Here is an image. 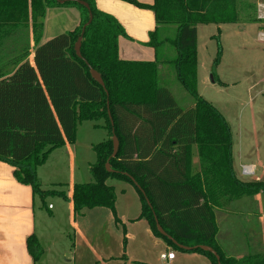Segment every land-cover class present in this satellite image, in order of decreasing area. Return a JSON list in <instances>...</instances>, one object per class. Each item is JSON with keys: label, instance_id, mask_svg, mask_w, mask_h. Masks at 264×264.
<instances>
[{"label": "trees", "instance_id": "trees-1", "mask_svg": "<svg viewBox=\"0 0 264 264\" xmlns=\"http://www.w3.org/2000/svg\"><path fill=\"white\" fill-rule=\"evenodd\" d=\"M85 1L90 10L76 0H32L35 65L27 59V48L17 58L20 64L11 74L6 76L0 67V160L14 165L17 179L32 185L34 193L42 198L51 194L67 198L64 190L41 188L38 167L66 141H76L81 121L104 118L110 138L94 146V180L74 184L75 212L98 206L116 211V192L108 179L125 180L140 194L141 217L170 245L187 251L159 231L155 214L178 243L210 245L222 264H249L246 259L225 256L217 245L213 207L221 204L222 197L240 198L264 191V180H243L236 175L230 125L197 91V25L261 19L248 16L249 10L243 9L248 0H154L151 5L126 0L153 9L159 26H176L175 37L167 40L160 38L159 26L150 33L148 44L155 48L156 60H126L119 55L120 36L129 37L123 25L98 9L95 0ZM22 2L25 18L14 15L9 20L28 27V0H13L14 9L19 10ZM53 6L77 7L81 11L80 23L40 43L44 24L38 18ZM84 25L80 57L75 44ZM165 41L177 50V56L168 61L194 98L191 106H181L172 91L159 83L160 45ZM90 67L100 72L105 87L93 78ZM114 133L120 147L111 157ZM194 143L199 147L202 171L189 179V147ZM109 159L111 171L106 167ZM164 190L167 207L159 200L158 192ZM28 247L37 260L43 248L36 235L28 238ZM191 251L206 254L212 264H219L210 251L199 247Z\"/></svg>", "mask_w": 264, "mask_h": 264}, {"label": "crops", "instance_id": "crops-1", "mask_svg": "<svg viewBox=\"0 0 264 264\" xmlns=\"http://www.w3.org/2000/svg\"><path fill=\"white\" fill-rule=\"evenodd\" d=\"M139 1L150 5L154 3V0ZM95 3L101 11L116 17L129 36L119 38V55L122 59L156 60V50L148 44L151 39L150 33L159 26L153 9L140 7L126 0H95ZM261 9L259 7L257 17L264 19V12ZM25 12L23 2L16 11L13 0H0V67L4 68L2 73L6 76L20 64L17 58L27 48L29 49L27 59L35 65L37 45L33 32L32 0H28V27L23 23L16 24L9 20L14 15L25 18ZM38 20L44 24L40 41L44 43L60 33L75 29L80 23L81 11L75 6H53L47 8L45 16L39 17ZM171 27L173 25L159 26L161 39L170 38L166 32ZM163 49L159 64L160 85L162 84L160 80L166 81L170 76L171 63L167 57L177 56V50L173 52V47L168 41L163 43ZM161 86L169 88L166 84ZM85 127L87 131L103 129L105 134L102 141L108 138V130L101 120H84L78 124L76 141L74 143L66 141L52 153L66 149L73 166L75 154L72 147L80 142L79 137H82L80 132ZM49 158L46 163L38 167L39 179H41L40 168L51 161L52 158ZM245 164L255 165V173L245 174L242 169V165ZM233 166L236 175L243 180H264V172L256 176L258 166L254 162L241 163L240 173L236 171L234 158ZM14 170V165L0 160V264H212L206 254L175 248L163 237L158 236L149 221L141 217L140 194L128 181L108 179V183L114 186L116 192L115 216L111 208L105 206L86 208L79 214L74 210V181H71L64 190L67 198L59 194H51L59 199L57 203H52L47 202L50 195L39 198L38 194L34 193L32 185L19 181ZM201 171L199 147L194 143L189 147V179H195V175ZM117 181L122 182L121 185L124 186L122 191L125 195L129 194L132 202L123 205L118 203L115 185ZM55 183L56 181H50V184ZM48 186L49 183L45 189L62 190ZM166 190L158 193L160 202L167 207ZM220 203L213 209L218 226L216 242L221 251L227 257L237 260L246 259L249 264H264V191L240 198L222 197ZM99 208H108L111 211L108 220L101 223L99 220L86 219L91 211L105 213L104 210H97ZM78 215L86 220H79ZM72 229L74 238L70 235ZM32 235L37 236L43 248L37 260L28 247V238ZM116 239L118 248L113 251ZM168 251H175V258L165 261L161 258V254Z\"/></svg>", "mask_w": 264, "mask_h": 264}, {"label": "rangeland", "instance_id": "rangeland-1", "mask_svg": "<svg viewBox=\"0 0 264 264\" xmlns=\"http://www.w3.org/2000/svg\"><path fill=\"white\" fill-rule=\"evenodd\" d=\"M247 4L248 6L244 5L243 9L249 10L248 16H258L259 7L264 12V0H248ZM263 31L264 19L197 25V91L225 116L230 125L236 171L240 173L241 163L254 162L258 166L256 176L264 172ZM166 34L170 38L175 37L176 26L173 25ZM170 46L173 47L172 51L176 52L171 43ZM160 50H164L163 44L160 45ZM167 58H171L170 55ZM169 71L168 80H160L161 85L166 84L170 90L172 89L181 106L192 105L194 98L176 77L177 70L173 64L169 67ZM101 121L106 125L104 118ZM89 124L92 123L89 122ZM86 128L80 132L82 135L79 137L80 142L72 147L75 154L73 166L69 152L63 148L62 151L57 150L52 153L49 158H52L51 161L40 168L41 188L45 189L49 183L50 188L66 190L71 181L77 183L94 180L91 173V165L97 160L94 146L102 141L105 132L103 129L87 131ZM108 138H110L109 130ZM50 181H56V183L50 184ZM121 184L120 181L115 183L118 203L123 205L132 200L130 201L128 193L126 195L123 193L124 186L122 187ZM38 197L41 198L39 195ZM58 200V197L54 195L47 198V202L52 203H57ZM97 210H104L105 213L91 211L86 219L99 220L101 223L108 220V214L111 212L108 208ZM112 212L114 216L117 213L113 210ZM77 217L81 221L86 220L82 219L81 215ZM70 235L74 238L73 229ZM117 248L118 240L116 239L112 250H117Z\"/></svg>", "mask_w": 264, "mask_h": 264}, {"label": "water", "instance_id": "water-1", "mask_svg": "<svg viewBox=\"0 0 264 264\" xmlns=\"http://www.w3.org/2000/svg\"><path fill=\"white\" fill-rule=\"evenodd\" d=\"M62 3L65 1V0H60ZM77 2H80L81 4L85 5L89 10H90V5L87 1L85 0H76ZM92 20V13L90 12V20L89 22ZM88 22V23H89ZM87 25V24H86ZM86 25H84V28H83V32L82 34L79 36L78 40L76 41V44H75V49H76V53L78 56L82 57V53H81V45H82V40H83V34H84V30H85V27ZM90 71H91V74L93 76L94 79H96L102 86L105 87V82L103 80V77L102 75L100 74V72L98 70H96L95 68L93 67H90ZM214 81V79H212ZM110 117H111V120H112V124H114V121L112 119V116H111V113H110ZM114 131V130H113ZM112 140H113V152L111 154V157H115L119 151V147H120V140L118 138V136L114 133L113 136H112ZM106 167L109 171L112 170L111 168V164H110V159L108 160V162L106 163ZM135 184L140 188L142 189L141 185L135 180L134 177H131ZM142 191L145 193L144 189H142ZM147 201L149 203V205L152 207V203L151 201L147 198ZM155 219H156V224H157V227L159 229V231L167 236L169 239H171L175 244H177L179 247L183 248V249H186V250H193L195 248H201L203 250H206V251H210L212 252L213 254L216 255L217 259H218V262L219 264H222L221 263V257L220 255L218 254V252L210 245H207V244H199V245H195V246H186V245H183L181 243H178V241L172 236L170 235L165 229L164 227L161 225L160 223V220L158 218V216L155 214Z\"/></svg>", "mask_w": 264, "mask_h": 264}, {"label": "built area", "instance_id": "built-area-1", "mask_svg": "<svg viewBox=\"0 0 264 264\" xmlns=\"http://www.w3.org/2000/svg\"><path fill=\"white\" fill-rule=\"evenodd\" d=\"M255 165L248 164V165H242L243 172L245 174H254L255 173ZM161 258L163 260H172L175 258V251H168L161 254Z\"/></svg>", "mask_w": 264, "mask_h": 264}]
</instances>
